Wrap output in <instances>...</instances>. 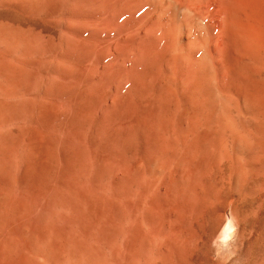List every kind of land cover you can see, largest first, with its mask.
Segmentation results:
<instances>
[{
    "label": "rangeland",
    "instance_id": "374dc122",
    "mask_svg": "<svg viewBox=\"0 0 264 264\" xmlns=\"http://www.w3.org/2000/svg\"><path fill=\"white\" fill-rule=\"evenodd\" d=\"M65 3L0 0V33L6 32L0 35V62H6L0 66V86L7 91L13 86L12 92L19 94L26 90L24 96H32L33 106L25 107L4 143L9 150L15 145L12 151L22 150L25 158L19 165L11 158L16 182L23 187L38 183L47 173L53 176V215L47 208L39 213L50 223L57 215L53 223L62 226L58 214L63 212L84 237L80 257L53 235L36 237V264H264L263 119L238 105L229 111L231 130L189 126L173 131L150 125L147 129L143 116L126 110L111 112L112 116L106 112L110 117L90 110L94 103L84 102L81 91V32L68 30ZM122 119L127 124L122 125ZM135 122L144 131L135 128ZM15 140L18 144L12 143ZM144 181L151 183V193L144 217L134 224L133 210ZM14 195L8 191L2 196L1 214ZM21 212L20 221L25 210ZM31 227L25 233L32 236ZM23 239L2 253L0 264H25L19 259Z\"/></svg>",
    "mask_w": 264,
    "mask_h": 264
},
{
    "label": "bare ground",
    "instance_id": "6f19581e",
    "mask_svg": "<svg viewBox=\"0 0 264 264\" xmlns=\"http://www.w3.org/2000/svg\"><path fill=\"white\" fill-rule=\"evenodd\" d=\"M66 3L68 30L76 28L81 32V91L84 102L88 101L89 104L92 100L94 103V107H91L92 102L87 106L91 107L90 110L96 108L102 115L109 112L110 116L111 112L114 114L115 111L126 110L143 116L146 127L143 126L147 129V125H150V129L160 127L173 131L189 126L204 130H231L229 111L238 108V105L250 108L264 121V0H66ZM0 63H3L0 66L6 64L4 58ZM33 64L35 62L30 65ZM22 68L25 67L19 69ZM30 85L33 87L34 84ZM13 89L12 86L7 91L0 86V188L3 190L0 199L8 191H15L4 213H0V257L11 247L16 248L19 237H23L20 262L36 264L33 241L36 237L44 239L48 234L55 236L61 245L69 244L73 254L80 257L78 254L85 250L82 245L84 237H79L72 228L71 217L59 213L62 226H57L53 223L57 215L55 221L50 223V218L43 217L42 211L39 213L41 209L47 208L53 215V207L56 206L54 179L52 181L50 178L53 176L49 177L45 173L38 183L31 181L33 185L23 187L16 182L11 158H17L18 165L25 158L21 154L22 150L12 151L15 145H12L11 150L5 149L7 146L4 143L12 136L18 116L28 104L31 106L32 96L27 98L24 96L26 90H19V94L16 90L12 92ZM27 114L24 113V117ZM121 117L125 119L124 115ZM123 119L122 125L127 124ZM138 122H135V128L141 124ZM141 125L139 129L144 131ZM44 126L48 124L44 123ZM18 142L15 140L12 143ZM150 181L156 183L155 179ZM150 184L146 182L143 189L139 187L142 190H138L139 196L133 210L139 214L135 212L134 224H137L138 217H144L147 194L151 193H148ZM65 205H62V210ZM22 209L25 214L20 221ZM40 214L41 220H49H38ZM5 225L8 227L4 230ZM26 227L32 228V236L25 233ZM227 227L229 229L230 224Z\"/></svg>",
    "mask_w": 264,
    "mask_h": 264
}]
</instances>
